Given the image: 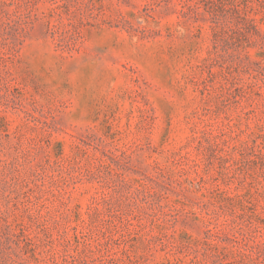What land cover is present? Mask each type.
Returning <instances> with one entry per match:
<instances>
[{
  "label": "rangeland",
  "instance_id": "374dc122",
  "mask_svg": "<svg viewBox=\"0 0 264 264\" xmlns=\"http://www.w3.org/2000/svg\"><path fill=\"white\" fill-rule=\"evenodd\" d=\"M0 264H264V0H0Z\"/></svg>",
  "mask_w": 264,
  "mask_h": 264
}]
</instances>
